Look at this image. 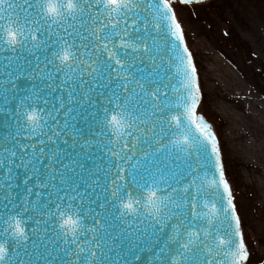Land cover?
Masks as SVG:
<instances>
[{"label": "snow or ice", "instance_id": "6c2138e0", "mask_svg": "<svg viewBox=\"0 0 264 264\" xmlns=\"http://www.w3.org/2000/svg\"><path fill=\"white\" fill-rule=\"evenodd\" d=\"M203 100L176 0H0V264H247Z\"/></svg>", "mask_w": 264, "mask_h": 264}, {"label": "rangeland", "instance_id": "374dc122", "mask_svg": "<svg viewBox=\"0 0 264 264\" xmlns=\"http://www.w3.org/2000/svg\"><path fill=\"white\" fill-rule=\"evenodd\" d=\"M176 10L201 72L203 108L215 121L225 157L234 164L240 182L254 191L244 201L264 208V79L255 76L257 65L246 62L220 37L231 23L233 34L264 63V0H211L187 6L176 2ZM258 213L261 216L243 210L244 233L251 253L264 264L263 210ZM247 264L256 262L249 257Z\"/></svg>", "mask_w": 264, "mask_h": 264}, {"label": "trees", "instance_id": "16d2710c", "mask_svg": "<svg viewBox=\"0 0 264 264\" xmlns=\"http://www.w3.org/2000/svg\"><path fill=\"white\" fill-rule=\"evenodd\" d=\"M230 25H231V23H229L228 29H226L220 36L222 43H224V44L228 43L229 44L228 46H230L231 48H233L237 52H239L242 55V57H244V60H246V62H250L251 64L257 65L259 67V69L257 72H255V76H259L262 79H264V63H261L258 60V58L256 56H254L249 45L244 40H242L241 37L239 38L236 34H233L234 29ZM213 122L215 123L214 120H213ZM215 127H216V125H215ZM225 158L227 161L228 176H229L231 182L235 186L237 198L239 201H241L243 199V201L240 202L242 207H243V210H245L247 212H251L254 216H256V215L261 216V214L258 213V210L262 209L263 215H264V208H259L258 206H256L254 204V202H250L247 204L244 201V197L249 198L250 195H254V191L251 188H249V187L247 188V186L242 185V183L240 182V178L237 175L238 171H236L237 169L235 168L234 164L231 165L228 162L229 159L227 157H225ZM228 165H230V167ZM254 255H257V254H255L254 252L250 254V260L255 261L256 264H262V262L260 260H256V256H254Z\"/></svg>", "mask_w": 264, "mask_h": 264}, {"label": "water", "instance_id": "95a60500", "mask_svg": "<svg viewBox=\"0 0 264 264\" xmlns=\"http://www.w3.org/2000/svg\"><path fill=\"white\" fill-rule=\"evenodd\" d=\"M176 1H179L180 2V0H176ZM205 1H208V0H198V2H196V0H194L193 3H201V2H205ZM193 3H191V4H193Z\"/></svg>", "mask_w": 264, "mask_h": 264}]
</instances>
